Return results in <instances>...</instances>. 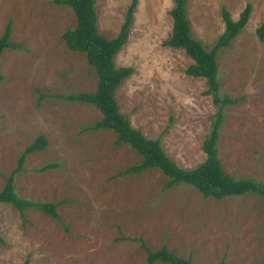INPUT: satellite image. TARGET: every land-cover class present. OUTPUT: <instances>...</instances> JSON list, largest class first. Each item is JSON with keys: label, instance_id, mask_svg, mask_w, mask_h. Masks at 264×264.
<instances>
[{"label": "rangeland", "instance_id": "rangeland-1", "mask_svg": "<svg viewBox=\"0 0 264 264\" xmlns=\"http://www.w3.org/2000/svg\"><path fill=\"white\" fill-rule=\"evenodd\" d=\"M131 1L95 0L107 39L118 35ZM248 4V25L217 56L221 95L240 101L225 109L218 150L229 176L264 185V45L256 35L264 0H187V14L193 37L212 48L225 30L222 9L238 20ZM174 5L138 0L129 40L115 58L134 73L116 97L135 129L160 139L171 159L192 169L206 160L215 107L206 80L186 75L192 60L165 45ZM9 25L19 49L0 58V189L26 147L44 136L48 147L27 158L16 189L23 199L58 203L60 219L37 209L23 219L1 204L0 264H147L142 242L192 264H264V197L205 199L190 186L166 189L159 170L125 175L139 153L116 147L113 131L92 130L102 119L94 106L62 99L97 88L86 55L69 51L61 38L77 25L71 8L0 0V37ZM49 164L57 168L37 171Z\"/></svg>", "mask_w": 264, "mask_h": 264}, {"label": "trees", "instance_id": "trees-1", "mask_svg": "<svg viewBox=\"0 0 264 264\" xmlns=\"http://www.w3.org/2000/svg\"><path fill=\"white\" fill-rule=\"evenodd\" d=\"M54 3L71 8L76 16V27L65 31L61 36L62 41L69 51L85 54L88 64L97 74L95 92L63 96L62 99L94 106L102 114V119L92 127V130L113 131L116 135V147L126 144L139 153L141 161L128 168L125 175H139L149 170H159L167 177L166 189L171 190L179 185L190 186L198 190L205 199L213 198L219 201L231 196L248 194L264 197V185L247 178H233L223 170L218 150L221 129L226 119L225 109L236 106L240 101L228 95H221L217 56L221 49L230 47L232 41L248 25L253 10L250 4L242 11L238 20H234L225 7L222 9L225 30L213 47L207 48L200 40L193 37L187 14V0H174V8L170 11L173 21L172 33L165 45L183 50L192 60L193 63L185 71L186 75L206 80L208 89L205 95L212 98L215 107L211 128L202 147L206 160L198 167L185 169L167 155L160 139H150L140 130L135 129L129 117L120 110L117 101V91L134 73L132 68L117 67L115 58L129 40L138 0L131 1L118 35L110 40L99 31L95 0H54ZM256 35L264 45V23L257 28ZM8 49H19V46L11 41L10 25L0 37V58ZM2 80L0 76V81ZM47 147L48 142L44 136H39L27 146L18 159L17 167L11 171L4 187L0 189V205H12L23 219L30 209L45 211L52 218L60 219L57 211L60 206L58 203H39L23 199L16 189V179L25 172L27 158L44 151ZM56 168L57 164H49L37 171L45 173ZM141 247L147 254V264L158 262L192 264L191 260L178 256L165 246L158 251H152L142 242Z\"/></svg>", "mask_w": 264, "mask_h": 264}]
</instances>
